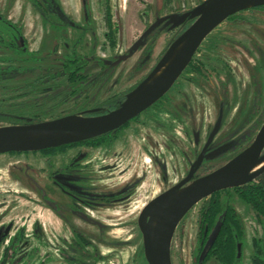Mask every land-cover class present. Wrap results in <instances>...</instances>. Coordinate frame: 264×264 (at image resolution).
I'll list each match as a JSON object with an SVG mask.
<instances>
[{"label": "rangeland", "instance_id": "rangeland-1", "mask_svg": "<svg viewBox=\"0 0 264 264\" xmlns=\"http://www.w3.org/2000/svg\"><path fill=\"white\" fill-rule=\"evenodd\" d=\"M55 1L59 10L50 12L47 19L30 0H0V13L21 27L33 59L0 61L25 67L14 78L0 81L2 112L39 114L41 121L49 120L78 114L129 88L157 63L171 35L158 29L147 57L139 43L145 27L162 16L192 10L204 0ZM106 5L118 24L114 47L104 36ZM239 17L215 27L197 54L213 79L224 78L225 90L187 72L188 78L183 76L169 91L164 107L143 111L115 140L51 155L39 151L0 154V264L4 254L5 264H147L137 226L143 206L187 174L220 108L222 119L213 136L211 146L216 148L211 159L227 157L233 148L224 146L248 127L245 122L254 107V89L264 97V11H244ZM72 52L89 60L87 72L94 80L85 91L70 94L71 87L60 78L22 95L17 87L58 71L63 55ZM143 56L146 68L132 74ZM5 57L13 54L0 49V58ZM120 57L125 58L116 63ZM103 62L112 64L105 67ZM184 89L195 94L193 103L181 98ZM123 189L126 193L119 199L104 201L95 196ZM233 198L246 231L242 264H249L251 237L261 235L262 229L252 209ZM200 206L201 202L195 204L175 229L169 247L172 264H192ZM21 226L23 238L16 247L14 234ZM205 264L220 263L210 258Z\"/></svg>", "mask_w": 264, "mask_h": 264}, {"label": "water", "instance_id": "water-1", "mask_svg": "<svg viewBox=\"0 0 264 264\" xmlns=\"http://www.w3.org/2000/svg\"><path fill=\"white\" fill-rule=\"evenodd\" d=\"M250 6H264V0H204L187 12L158 18L148 30L163 21L178 26L187 18L194 20L168 45L148 75L126 93L117 108L101 115L78 113L37 122L0 125V154L41 151L118 129L149 108L170 89L202 41L215 27L230 15ZM124 58L120 57L116 63ZM221 112L220 110L205 145L187 174L150 199L137 217L147 264H172L169 247L175 229L186 213L218 190L238 187L252 181L264 167L259 166L264 162L263 121L245 149L217 168L193 178L210 140L219 128ZM194 138L195 141L198 140L197 134ZM213 154L209 153V156Z\"/></svg>", "mask_w": 264, "mask_h": 264}, {"label": "trees", "instance_id": "trees-1", "mask_svg": "<svg viewBox=\"0 0 264 264\" xmlns=\"http://www.w3.org/2000/svg\"><path fill=\"white\" fill-rule=\"evenodd\" d=\"M30 1L39 10L40 14L47 19H50V12L56 14L59 10V7H57L58 4L55 0H44V2L42 0ZM167 1L168 0H166L165 3ZM244 11H264V6L247 7L230 15L224 22L238 21L240 19V14ZM193 20L194 18H187L185 22L178 26H173L171 23H166V21H164L152 30H148L151 24L147 25L143 30V34L139 38V43L142 46H145L143 49L144 56H147L152 51L156 35L158 34V29L162 28L164 31H171L170 38L166 44L167 47L191 24ZM103 21L105 26L104 36L107 44L114 47L118 33V24L113 17V13L109 5H106L104 8ZM166 47L163 49V52L166 50ZM0 49L9 50L13 54V57L0 58V61H13L14 59L23 61L33 60L30 57L31 52L28 51L27 42L21 32V28L11 20L3 17L1 13ZM25 56H27V58H25ZM144 56L140 59V61H137L134 64L132 74H135L137 71L144 68L146 62V58H144ZM111 64L112 62H103V66L105 67H108ZM88 66L89 60L85 55L75 52L68 53L63 55L61 58V65L58 71L39 75L17 88L23 92L22 95H24L26 93H33L41 86L52 83L50 81L65 78L67 84L71 87L70 94L79 95L85 91V89L94 80L93 78H90L87 72ZM187 67L193 69V71L199 75L204 74V67L200 60L196 57H193ZM24 68L25 67L22 65H12L11 63L3 65L0 63V81L7 78H14L17 74L21 73ZM130 89H132V87L109 95L93 106L94 108L84 113L86 115H101L117 108L124 100L127 91ZM223 89L225 90V87ZM262 96V92L259 89H254V107L245 122V125H249L242 133L235 137L233 142L230 144L235 149L233 154L239 152L251 141L260 125L263 123L264 97L262 98ZM39 116V114H34L30 116L31 120H29L18 117L14 114L0 113V121L5 124H22L29 123L30 121H41ZM138 117L139 115L118 129L79 142L47 148L42 150L41 153L44 155H51L58 152H64L69 148L79 145L98 147L106 141L115 140L119 131L128 127L131 121H137L139 119ZM217 156L220 157L214 162L219 161L218 163H220V161L226 159V157L221 158L222 155ZM217 156H214L212 159L211 157H205L204 162L195 171L193 178L200 176L210 170V168L214 167V164L211 162L216 159ZM125 193L126 189H123L115 193L99 194L95 196L99 197L101 200L110 201L123 197ZM234 196H237L252 209L255 220L262 229L261 235L255 234L251 237L252 252L249 264H264V167L252 181L238 187L218 190L201 200L197 238L192 251V264H205L210 258L216 259L220 264H242V249L246 242V231L244 221L232 202ZM23 230L24 228L21 226L14 234L13 241L16 247L22 242ZM3 238H1V240ZM83 239L85 242L89 243L88 239H85L84 237ZM238 245H240L239 250ZM5 263L6 255L4 254L2 264Z\"/></svg>", "mask_w": 264, "mask_h": 264}, {"label": "flooded vegetation", "instance_id": "flooded-vegetation-1", "mask_svg": "<svg viewBox=\"0 0 264 264\" xmlns=\"http://www.w3.org/2000/svg\"><path fill=\"white\" fill-rule=\"evenodd\" d=\"M43 2H44V0H42ZM164 22V21H163ZM162 22V23H163ZM224 22V21H223ZM16 24V23H15ZM17 25V24H16ZM18 27H20L19 25H17ZM158 26V25H157ZM150 27V26H149ZM21 28V27H20ZM153 29V28H152ZM22 30V29H21ZM22 32V31H21ZM208 36V35H207ZM207 36H206V38H207ZM205 38V39H206ZM204 41V40H203ZM202 41V42H203ZM201 45V44H200ZM168 47V46H167ZM166 47V48H167ZM200 47V46H199ZM199 47H198V49H199ZM198 49L196 50V52L194 53V55H193V57H196L197 59H199V57H197V54H198ZM193 57H192V59H193ZM191 59V60H192ZM200 60V59H199ZM191 62V61H190ZM189 62V63H190ZM200 62H201V60H200ZM111 63V62H110ZM115 64V63H114ZM201 64L203 65V63L201 62ZM189 65V64H188ZM187 65V66H188ZM154 67V66H153ZM152 67V68H153ZM204 67V66H203ZM146 67H144L143 68V70L145 69ZM143 70H141V72L143 71ZM152 69H150V71H151ZM149 71V72H150ZM148 72V73H149ZM187 72H191V74L193 75V76H197V77H202L203 79H204V81H206L207 83H212V84H216V85H218V86H226L227 87V84H226V81L224 80V78L223 79H221V78H219V76H216V80L215 79H213V77L212 76H214V74L212 75L211 74V72L206 68V67H204V74L203 75H199V74H197V73H195L194 71H193V69H191V68H188V67H186L183 71H182V73H181V75L175 80V82L173 83V85L170 87V89L160 98V99H158L156 102H154L151 106H150V108H152V107H156V106H163L162 104H163V102L168 98V95H169V93L171 92L170 90H172L173 89V87L174 86H176L178 83H179V80L180 79H182V77L183 76H185L186 78H188V76H187ZM148 73H145V74H143L142 76H140L138 79H137V81L132 85V86H130L129 88H131L132 87V89L134 88V87H136L137 86V84L138 83H140L147 75H148ZM18 75V74H17ZM223 87V88H224ZM87 89V88H86ZM85 89V90H86ZM128 89V88H127ZM132 89H130V90H132ZM124 90H126V89H124ZM130 90H128L127 92H129ZM119 91H123V90H119ZM119 91H116V92H119ZM170 91V92H169ZM113 93H115V92H113ZM112 93V94H113ZM111 95V94H110ZM126 95V94H125ZM109 96V95H108ZM107 96V97H108ZM181 98L183 99V101L186 103V104H191V103H193L194 102V100H195V94L194 93H189L188 92V90L186 89H184L183 91H182V96H181ZM105 99V98H104ZM164 107V106H163ZM92 108H94V107H91V108H89V109H86L85 111H82V112H80V113H82L83 115H86L84 112H86V111H88V110H90V109H92ZM148 109V108H147ZM146 109V110H147ZM146 110H144V112L146 111ZM220 110H221V108H220ZM220 110H219V112H220ZM222 111V110H221ZM0 113H5L6 114V112H2V111H0ZM7 114H11V113H7ZM141 114V113H140ZM140 114H139V117H140ZM15 115V114H14ZM16 116H18V117H21V118H25V119H29V120H31V117L30 116H20V115H16ZM138 117V118H139ZM31 122V121H30ZM32 122H36V121H32ZM258 131V130H257ZM257 133V132H256ZM255 133V134H256ZM194 134H197L196 133V131H195V133ZM255 136V135H254ZM254 136H253V138H254ZM253 138L251 139V141L253 140ZM207 139H208V137H207ZM207 139H206V141H207ZM206 141H205V143H206ZM251 141L243 148V149H245L250 143H251ZM205 143L203 144V146L205 145ZM213 143V137H212V139L210 140V142H209V144H208V146H207V149H206V153H205V156H204V158H203V161L201 162V164L204 162V159H205V157L206 158H208V157H210L209 156V153H212V150L214 149V148H216V147H212L211 146V144ZM231 144V143H230ZM230 144L228 145H225L224 147H225V149H228L227 147L228 146H230ZM203 146L201 147V150H202V148H203ZM217 147H220V146H217ZM233 148V147H232ZM243 149H241L240 151H242ZM201 150H200V152H201ZM229 150V149H228ZM42 151V150H41ZM41 151H39V152H41ZM235 151V149L233 148V151H231V153L229 154V155H227V157H226V159L225 160H222V161H220V163H218L219 161H216V162H214L215 160H213L211 163L212 164H214V167H212V168H210V170H208V171H206L205 173H207V172H209V171H211V170H213V169H215V168H217L218 166H220L221 164H223L224 162H226V161H228L229 159H231L233 156H235L237 153H234L233 154V152ZM239 151V152H240ZM28 152H35V151H28ZM199 152V153H200ZM218 152V151H217ZM10 153H15V152H10ZM20 153V152H19ZM198 153V154H199ZM198 154H197V156H198ZM197 158V157H196ZM196 160V159H195ZM195 162V161H194ZM193 162V163H194ZM214 162V163H213ZM193 163H192V165H193ZM200 164V165H201ZM191 165V166H192ZM190 166V167H191ZM199 168V167H198ZM197 168V169H198ZM205 173H203V174H205ZM203 174H201V175H203ZM201 202V201H200Z\"/></svg>", "mask_w": 264, "mask_h": 264}]
</instances>
